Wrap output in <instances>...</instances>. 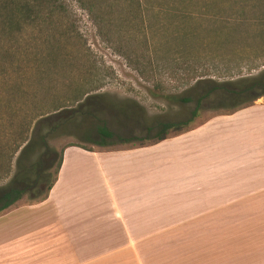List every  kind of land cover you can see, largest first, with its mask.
<instances>
[{"label":"rangeland","instance_id":"374dc122","mask_svg":"<svg viewBox=\"0 0 264 264\" xmlns=\"http://www.w3.org/2000/svg\"><path fill=\"white\" fill-rule=\"evenodd\" d=\"M58 1L65 12L54 11L52 19L44 22L50 26L41 25L38 30L76 35L80 42L67 43L68 62L48 77L39 74L44 70L39 67L40 52L18 49L11 64L0 58V147L9 141L4 139V131L11 125L7 115L16 113L20 121L37 106L49 109L55 103H65L76 91L96 90L89 95L100 96L98 106L125 105L141 111L147 122L153 118L176 122L189 117L193 104L176 105L162 97L185 94L193 84L185 87L183 83L192 75H223L239 59L253 68L242 70V76H254L264 68V42L253 38L250 28L243 27L237 39L212 37V29L232 22V13L225 8L204 13L195 6L188 9L192 11L188 18L178 11L166 12L178 7L161 0L140 5V14L127 0H95L99 10L89 12L79 9L74 0ZM209 17L217 24H208ZM199 23L209 35L200 32L197 41L190 44L170 40L193 31ZM98 34L125 37L130 40L129 49L155 51L159 60L153 63L150 78L140 77L114 53L117 44L102 41ZM81 53L86 59L70 60ZM15 84L16 92L8 94L6 89ZM33 90L39 102L30 105L28 97ZM19 93L23 96H15ZM206 107L199 110L186 130L169 133L159 142L144 140L145 135L134 129L137 141L110 148L90 145L73 132L48 141L54 154L62 151L61 161L67 154L65 173L74 192L95 188L100 167L106 173L104 189L108 193L117 191L123 183L132 189L151 188L152 237L131 242L74 239V252L98 258L84 264H120L119 257L126 259L125 264H132L129 247L137 253V264H161L164 253L184 256L190 261L186 264H264V140L251 124L264 121V98L229 114ZM80 127L84 129L85 125ZM107 127L113 130V121ZM70 145L91 152L66 148ZM70 149L78 152H68ZM6 181L0 180V187ZM25 204H31L27 196L0 216ZM217 247L225 250V259H215L222 255ZM175 262L172 259L169 264Z\"/></svg>","mask_w":264,"mask_h":264},{"label":"trees","instance_id":"16d2710c","mask_svg":"<svg viewBox=\"0 0 264 264\" xmlns=\"http://www.w3.org/2000/svg\"><path fill=\"white\" fill-rule=\"evenodd\" d=\"M74 1L81 10L88 12L99 10L95 0ZM149 1L127 0L128 4L135 7L137 14H140L139 6ZM161 1L179 8H170L166 12L178 11L188 18L192 13L188 9L195 6L204 13L213 10L224 11L222 8H225L232 13V22L227 27L212 29L210 31L212 37L237 39L241 34L240 30L246 27L252 30L253 38L264 42V0ZM56 10L65 12L63 4L58 0H0V58L7 59L11 64L16 55L14 52L17 53L18 49L40 52L39 67L42 65L44 70L39 74H43L44 77H48L47 75L54 69L65 67L68 62L65 52L67 43L80 42L78 37L64 32L53 34L38 30L41 25L50 26L45 23L52 19ZM144 10L150 11V8ZM207 23H212V26L217 24L211 17ZM205 30L206 28L199 23L193 31L186 32L180 37L173 36L170 40L180 39L190 44L192 40L197 41V34L200 32L209 35ZM98 37L106 43L117 44L118 48L114 49V53L122 57L144 80L150 78L148 76L151 75L148 74L152 73V65L159 60L155 56V51L149 53L146 50L129 49L127 45L130 40L122 36L98 34ZM81 54L70 60L77 62L86 59L83 53ZM262 59L264 60V57ZM242 70L249 72L253 68L247 67L239 59L227 68L223 75H192L183 83L185 87L189 86L190 82L193 84L185 94L163 96L162 98L176 105L193 104L189 117L182 121L170 122L153 118L147 122L141 111H134L125 105L101 103V106H98L97 98L100 96H90V93L96 91L90 88L76 91V94H72L65 103H55L49 109L37 106L35 112L25 114L20 121L17 120L16 113H10L7 117L11 125L8 131H4V139L9 141L4 148L0 147V180H7L4 186L0 187V213L17 203L23 196H27L31 204L42 202L46 198L56 180L62 154V151L58 155L54 154L47 143L58 134L73 132V136H79L84 142L99 148L137 141L132 133L133 129L144 134L146 141H162L169 133L178 134L186 130L197 118L203 106L229 114L247 107L258 98H264V68L254 76H242ZM16 88L18 89V84L11 85V89H6V92L8 94L9 91L16 92ZM34 94L33 90L31 96H27L30 105L39 102ZM15 96L23 95L19 93ZM104 117L108 122L113 121L115 126L113 130L107 127L108 122ZM80 125H85L84 129H80ZM69 147L91 152L89 149L73 145L66 148Z\"/></svg>","mask_w":264,"mask_h":264},{"label":"crops","instance_id":"0c3cea01","mask_svg":"<svg viewBox=\"0 0 264 264\" xmlns=\"http://www.w3.org/2000/svg\"><path fill=\"white\" fill-rule=\"evenodd\" d=\"M251 124L260 132V140H264V121ZM66 166L67 154L42 202L16 206L0 216V264H84L83 261L93 257L74 252V239H130L131 242V239L152 237L151 188L132 189L123 183L117 191L108 193L104 189V167H100L101 172L97 167L98 185L77 193L66 178ZM89 201L93 203L87 204ZM130 249L128 260L137 264V253ZM216 249L222 255L215 259H225V250ZM161 257V264H169L172 259L175 264L190 262L171 253ZM118 260L125 264V258Z\"/></svg>","mask_w":264,"mask_h":264}]
</instances>
